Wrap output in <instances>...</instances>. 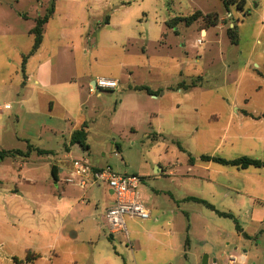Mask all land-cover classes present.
I'll return each mask as SVG.
<instances>
[{
  "label": "rangeland",
  "instance_id": "obj_1",
  "mask_svg": "<svg viewBox=\"0 0 264 264\" xmlns=\"http://www.w3.org/2000/svg\"><path fill=\"white\" fill-rule=\"evenodd\" d=\"M241 2L54 1L43 50L59 54L65 73L85 85L86 97L89 79L117 80L119 90H97L72 115L88 123L89 151L71 146L68 135L60 134L53 146L43 145L55 156L32 154L21 172L18 157L0 163V264H15L14 258L23 264L31 259L29 264H139L130 218L129 235L113 234L103 225L110 187H73L59 206L53 160L62 164L87 157L95 166L140 176L143 192L167 184L156 179L158 164L178 169L188 160L180 147L193 156L203 150L212 154L219 143L222 157L247 153L234 134L262 127H251L247 119L243 122L249 124L225 128L230 112H264V0ZM51 5L52 0H0V106L10 104L0 113V150L29 149L20 138L30 121L17 101L32 96L42 102L32 90L34 80L28 83L24 75L37 62L27 68L24 61L30 58L36 20ZM229 29L238 34L237 44ZM183 83L188 88L183 90ZM66 144L71 151L64 150ZM67 174L64 170L63 177Z\"/></svg>",
  "mask_w": 264,
  "mask_h": 264
},
{
  "label": "crops",
  "instance_id": "obj_2",
  "mask_svg": "<svg viewBox=\"0 0 264 264\" xmlns=\"http://www.w3.org/2000/svg\"><path fill=\"white\" fill-rule=\"evenodd\" d=\"M205 33L203 30L204 35ZM44 43L43 35L40 47L33 53L31 50L27 56L30 58L24 61L27 68L33 59L37 62L28 75H24L28 83L34 80L32 90L35 89L39 93L42 102H35L32 96H23L17 101L22 110L27 109L25 118L30 121L20 139L26 142L28 148H33L30 154L8 156L19 158L20 172L32 154L55 156L57 153L45 146L56 144L60 134L68 135L70 141L72 134L83 125H86L88 132V123L84 118L74 119L72 115L74 112H81L89 103L91 94L96 93L91 91L96 79H89V95L86 97L85 85L78 83L71 73H65V66L59 54L44 51ZM186 86L183 83V90ZM58 109L61 110L60 114L56 112ZM263 113L260 115L241 110V114L230 112L228 115L226 131L234 126L235 122L240 126L249 124L243 122L247 119H250L251 127H262L256 130H240L238 134H234L236 139L244 141L248 149L247 153H241L239 157L247 156L264 163V118L261 117ZM196 131L198 132V128ZM220 146L221 143L216 145L212 154L203 150L199 156H193L183 146L182 151L190 157L179 167L182 168L180 172L179 168L157 165L156 179H165L167 184L151 188L150 191H140L143 202L151 210V218L147 221L129 219L133 240L132 252L134 258H138L139 264H264V166L239 169L214 160L200 159L203 155L225 160L239 158L218 155ZM36 149L47 153L40 155ZM70 149L66 144L64 150L71 151ZM3 150L14 151L15 148ZM15 151L28 152L21 149ZM229 152L228 150L227 153ZM64 161L61 164L60 161L56 163V160H53L51 164V168L56 166L59 173L58 180L54 181L58 188L54 195L59 206L73 193V187L77 188L65 182L68 174L63 177L64 170L69 173L72 162ZM13 166L14 163H10L9 168ZM17 175L21 177L20 174ZM2 184L3 181L0 180V187ZM111 192L109 207L115 203V195ZM22 195L23 193H18V196ZM205 203L215 209L209 208ZM216 210L230 214L233 218L220 216ZM236 223L241 231L235 227ZM33 261L35 259L26 260L24 264ZM14 263L23 264V261L14 258Z\"/></svg>",
  "mask_w": 264,
  "mask_h": 264
},
{
  "label": "built area",
  "instance_id": "obj_3",
  "mask_svg": "<svg viewBox=\"0 0 264 264\" xmlns=\"http://www.w3.org/2000/svg\"><path fill=\"white\" fill-rule=\"evenodd\" d=\"M202 43L201 39L198 40V45ZM97 90H119V83L113 79L98 78L91 91ZM8 108H10L8 104L0 106V113ZM65 182L84 191L102 184L110 187L115 195V203L105 210L102 222L111 233L124 232L129 235L127 218L141 221L151 218V210L140 196L139 189L142 185L140 176L120 174L110 166H95L84 157L72 161V168Z\"/></svg>",
  "mask_w": 264,
  "mask_h": 264
},
{
  "label": "trees",
  "instance_id": "obj_4",
  "mask_svg": "<svg viewBox=\"0 0 264 264\" xmlns=\"http://www.w3.org/2000/svg\"><path fill=\"white\" fill-rule=\"evenodd\" d=\"M54 1L52 0V5L51 8L49 10V12L43 17V18H38L36 20V27L33 28V30L31 31V33L34 36V45H33V49H32V53L35 52L40 45L43 42V35H44V26L48 23V21L51 19V17L53 16L55 10H54ZM235 3V2H233ZM242 6L246 5V0H242ZM192 18H194V15L189 17V22H192ZM178 21H181L182 18H177ZM106 23H109L108 21ZM264 33V32H263ZM228 36L230 37L232 43L237 44L238 43V34L233 30V29H229L227 32ZM186 88H188L186 86ZM140 90H147L144 87L139 88ZM148 91V90H147ZM150 92V91H148ZM262 118H264V113L261 116ZM71 145H79L83 150L85 151H89L90 150V145L88 144V132L86 130V125H83V127L79 130H76L72 136H71V140H70ZM29 150L27 153H23L21 151H5V150H1L0 151V163L2 161H4V159L10 155H25V154H30L31 150L33 149L32 146H29ZM181 150H183L182 147H180ZM36 151L38 152V154H46L47 152L40 150V149H36ZM200 159L202 160H214L217 161L219 163L225 164V165H231V166H235L239 169H247L250 167H254V168H261L264 166V163L262 161H260L259 159H253L247 156H242L239 157L237 159L234 160H225L223 158L220 157H211L203 155L200 157ZM192 160V159H191ZM58 168L56 166H52L51 168V175L54 181L58 180ZM207 206H209V208L211 209H215L212 205H210L209 203H205ZM217 214H219L220 216H224V217H230L233 218L232 215L230 214H226V213H222L217 211ZM237 230L241 231V228L239 227L238 223H236Z\"/></svg>",
  "mask_w": 264,
  "mask_h": 264
}]
</instances>
